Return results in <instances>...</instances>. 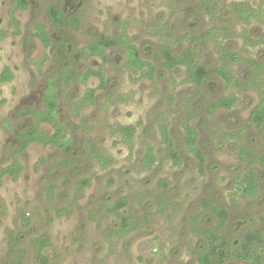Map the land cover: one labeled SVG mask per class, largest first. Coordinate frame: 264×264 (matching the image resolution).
I'll return each mask as SVG.
<instances>
[{
    "label": "rangeland",
    "instance_id": "1",
    "mask_svg": "<svg viewBox=\"0 0 264 264\" xmlns=\"http://www.w3.org/2000/svg\"><path fill=\"white\" fill-rule=\"evenodd\" d=\"M13 1L0 0V72L8 65L14 73L10 82L0 84V166L18 160L23 170L17 179L4 177L0 185V264H41L36 247L40 236L49 239L43 249L48 264H199L197 254L205 251L206 240L197 227L224 232L232 241L248 229L264 236V125L249 121L264 76L251 87L226 83L216 74L222 62L219 44L204 39L210 27L226 26L221 19L230 17L235 37L220 44L244 57L231 70L247 82L253 70L245 60L264 63V44L247 45L239 33L248 28L258 37L262 28L256 21L245 25L231 18L230 5L248 1L258 6L260 0H220L216 17L201 10L200 0H27L28 8L15 14L18 23L10 15ZM51 4L64 12L63 27L48 16ZM160 24L169 25L175 54L193 49L197 64L209 70L201 86L186 80L184 67H163L165 35L155 31ZM40 25L52 40L49 47L36 34ZM103 35L128 36L156 65L153 79L125 67L124 44L108 49L106 59H76L79 49ZM88 68L103 70L104 87L97 76L82 83L77 75L67 86L71 70L81 74ZM53 79L58 118L72 147L64 151L33 143L23 149L20 132L36 126L37 112L46 109L45 91L49 85L54 89ZM96 87L95 103L76 113V102L87 88ZM231 95L238 98L232 109L209 112L210 104ZM166 123L172 149L182 155L179 164L169 156L161 129ZM186 123L199 132L203 162L183 141ZM117 125L136 128L132 148L111 132L110 126ZM40 126L47 135L53 133L51 124ZM235 131L238 136L225 137ZM91 144L111 157L112 164L106 167L94 158ZM149 145L156 155L151 168L141 163ZM243 147L255 156L244 159ZM251 168L259 179L256 196L236 191ZM123 197L127 206L119 212L110 209ZM204 200L227 210L224 228L204 208ZM118 213L137 223V229L118 233Z\"/></svg>",
    "mask_w": 264,
    "mask_h": 264
},
{
    "label": "trees",
    "instance_id": "2",
    "mask_svg": "<svg viewBox=\"0 0 264 264\" xmlns=\"http://www.w3.org/2000/svg\"><path fill=\"white\" fill-rule=\"evenodd\" d=\"M28 8L27 0H14L12 8L10 9V15L13 21L18 23L15 19V14L20 9ZM200 8L210 17L220 16L222 5L220 0H200ZM48 16L52 20L53 24L60 28L66 24V17L64 12L57 4H51L48 7ZM231 18H235L241 23L248 25L253 21H256L262 28V33L258 37L253 36L248 28L241 30L239 33L240 37L247 45H262L264 44V0H260L258 6H254L248 1H238L230 5ZM219 14V15H218ZM230 17L221 19V22L225 23L226 26L215 25L210 27L204 33V39L214 40L219 44L218 48L220 51L221 64L216 68V74L224 80L226 83L251 87L257 85L261 78L264 76V63L256 60L249 59L245 60L253 70V75L247 82L243 83L239 77L233 73L231 67L235 64L242 63L244 57L235 51L227 48L223 43L220 44L221 39L225 40L235 37L234 32L230 28ZM76 22V21H75ZM169 25L160 24L157 25L155 31L165 37V44L161 48V57L163 59V67L168 70H172L179 67H184L187 72V81L193 83L196 86H201L206 78L208 77L209 70L203 66L197 64V55L193 49H186L182 54H175L173 52V39L175 38L172 34L168 33ZM166 32V33H165ZM164 33V34H163ZM37 36L42 41L45 47L52 45L46 27L40 25L37 27ZM221 37V38H220ZM228 42V41H227ZM119 44H124L126 49V62L125 67L134 71L143 73L144 76L149 79H153L157 67L150 60L145 59L139 47L130 39L128 36L123 35L118 38L101 36L98 39L90 41L89 44L79 49L75 57L80 59L82 57L91 58L93 56H99L106 59V51ZM75 75L82 83H86L90 77L97 76L101 83L100 87L105 86V73L102 69L94 70L88 68L84 73L76 74V71L71 70L66 78V84L71 85L74 81ZM13 78V73L8 66L5 67L3 73L0 75V82H8ZM53 90H50V85L45 91L43 97V104L46 109L39 111L36 114L37 124L34 128L20 132V142L23 149H27L33 143H39L42 145H50L55 148L68 151L72 147V140L65 137V126L58 118L59 101H58V90L55 86V79H53ZM50 88V89H49ZM260 92V100L258 104L251 110L249 121L257 127L264 125V88L261 86L257 87ZM98 87L87 88L83 98L76 102L74 110L76 113H80L84 108H88L90 105L95 103L96 93ZM51 91V92H50ZM238 98L235 95L223 97L218 103H212L209 107V112L214 113L218 109H232L237 104ZM46 122L52 125L53 133L47 135L41 130V123ZM111 132L115 135H121L122 141L132 148L133 141L135 138L136 128L132 125H117L116 127L110 126ZM162 133L164 135L165 142L170 148L169 156L174 160L176 164H179L182 155L176 150H173L174 145L173 139L168 133V124L161 125ZM240 132L235 131L232 133L225 134L226 138L232 136H238ZM264 135V132H263ZM199 132L195 127L186 123L184 124V138L183 141L187 147V150L191 152L193 156L201 160H205L203 152L198 143ZM92 155L94 158L99 160L103 166H109L112 164V158L98 152L95 149L94 144H91ZM241 155L244 159H250L255 156L254 151L249 148L243 147L240 150ZM262 162L264 157L261 156ZM156 161V155L154 147L149 145L146 154L143 156L141 161L142 166L151 168ZM23 165L20 161L15 160L12 164L1 167L0 166V185L2 184L5 175L17 179L22 173ZM164 184V182H162ZM239 189L237 192H243L250 196H256L258 194L259 179L254 169H248L245 175L238 182ZM237 188V187H236ZM204 208L211 211L220 221V227L224 228L228 221V212L223 207H212L213 205L204 200ZM128 205L126 198H120L117 204L110 209L120 211L123 207ZM120 214V213H118ZM121 216V214H120ZM122 224L118 233L124 234L137 229V223H131L128 217L121 216ZM196 231L202 235L206 240L205 251L197 254L199 264H228L230 262H246L248 264H264V236L257 229H248L242 235L238 241H232L227 234L224 232H218L210 228L197 227ZM49 239L47 236H40L36 239V247L38 258L41 264H48L49 259L43 253V249L48 245Z\"/></svg>",
    "mask_w": 264,
    "mask_h": 264
},
{
    "label": "flooded vegetation",
    "instance_id": "3",
    "mask_svg": "<svg viewBox=\"0 0 264 264\" xmlns=\"http://www.w3.org/2000/svg\"><path fill=\"white\" fill-rule=\"evenodd\" d=\"M6 66H8V65H5V66H4V68H3V69L1 70V72H0V75L3 73V71H4V69H5ZM8 67H9V66H8ZM9 68H10V67H9ZM10 70H11V68H10ZM11 71H12V70H11ZM12 73H13V72H12ZM13 78H14V73H13ZM13 78H12V79H13ZM8 82H10V81H8ZM2 83H6V82H2ZM2 83L0 82V84H2ZM20 144H21V142H20ZM13 162H14V161H13ZM13 162H11L10 164H12ZM10 164H8V165H10ZM8 165L1 166V167H6V166H8ZM6 176H10V175H5V177H6Z\"/></svg>",
    "mask_w": 264,
    "mask_h": 264
}]
</instances>
